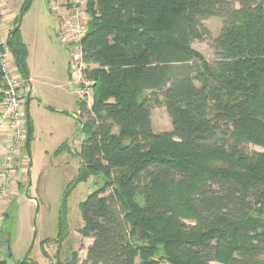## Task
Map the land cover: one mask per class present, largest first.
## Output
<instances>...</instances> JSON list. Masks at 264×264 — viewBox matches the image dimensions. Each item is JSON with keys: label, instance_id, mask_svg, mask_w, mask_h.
Segmentation results:
<instances>
[{"label": "trees", "instance_id": "trees-1", "mask_svg": "<svg viewBox=\"0 0 264 264\" xmlns=\"http://www.w3.org/2000/svg\"><path fill=\"white\" fill-rule=\"evenodd\" d=\"M87 14L74 182H104L79 204L84 259L56 264H264V0H87ZM206 40L211 60L192 46ZM9 45L26 67L19 29L18 68ZM161 103L171 129L157 132Z\"/></svg>", "mask_w": 264, "mask_h": 264}, {"label": "rangeland", "instance_id": "rangeland-1", "mask_svg": "<svg viewBox=\"0 0 264 264\" xmlns=\"http://www.w3.org/2000/svg\"><path fill=\"white\" fill-rule=\"evenodd\" d=\"M6 2L14 15L4 23L5 35L13 28L23 0ZM64 3L65 0H31L24 9L19 28L28 51L25 64L34 89L28 105L32 134L28 151L25 139L16 160L19 166L12 181L17 193L10 194L9 186L0 193V261L4 264H17L32 244L34 231L36 237L28 255L34 264H56L68 259L73 251L77 252L79 260H83L86 248L92 242L78 232L83 226L79 204L100 187L104 179L98 173L90 174L77 184L74 182L81 169L77 153L86 137L77 118V102L79 95L86 93L90 105L92 91L83 76L74 80L69 73L72 53L79 51L73 44L65 46L57 37L55 24L61 17ZM203 25L214 38L222 21L212 17L204 20ZM192 46L206 59L213 58L209 41H194ZM151 120L154 131L171 129V120L163 103L151 105ZM59 147L61 149L57 152ZM249 148L262 150L254 145ZM9 196L16 198L10 202ZM33 198L38 204L36 216ZM62 205L66 232L58 237V216ZM259 258L264 261V255ZM157 259L159 264H169L158 256ZM139 261L137 257L135 264ZM212 264L221 263L215 261Z\"/></svg>", "mask_w": 264, "mask_h": 264}, {"label": "built area", "instance_id": "built-area-1", "mask_svg": "<svg viewBox=\"0 0 264 264\" xmlns=\"http://www.w3.org/2000/svg\"><path fill=\"white\" fill-rule=\"evenodd\" d=\"M64 6L55 28L62 44H73L76 51H79L72 53L69 64L71 77L78 80L83 76L80 41L87 31V0H65ZM3 32L4 2L0 0V133L7 128L10 130V137L6 141H1L0 134V193H4L13 183L16 160L20 157V150L26 139V85L6 47V35Z\"/></svg>", "mask_w": 264, "mask_h": 264}, {"label": "water", "instance_id": "water-1", "mask_svg": "<svg viewBox=\"0 0 264 264\" xmlns=\"http://www.w3.org/2000/svg\"><path fill=\"white\" fill-rule=\"evenodd\" d=\"M28 0H23V2L21 3V6L18 10V14H17V20L15 25L13 26V28L8 32V34L6 35V42L7 44L9 43V37L14 34L21 25V21H22V17H23V13H24V8H25V4ZM10 49L13 51V53H15L16 55V61H17V66L20 69V71L23 74V77L25 79V81L28 83V73H27V69L24 66L19 54L16 52V50L14 48H12L9 45ZM31 95V88L29 87V85H26V98H25V123H26V141H25V149L28 151V145H29V138H30V118H29V110H28V105H29V97ZM30 184V183H29ZM33 200L36 202V200L33 198ZM38 212V204L36 202V209H35V216ZM36 237V231H34L33 233V241L32 244L30 245V247L28 248V250L26 251V253L22 256V258L17 262V264H24L27 259H28V255L33 247V242L34 239Z\"/></svg>", "mask_w": 264, "mask_h": 264}, {"label": "crops", "instance_id": "crops-1", "mask_svg": "<svg viewBox=\"0 0 264 264\" xmlns=\"http://www.w3.org/2000/svg\"><path fill=\"white\" fill-rule=\"evenodd\" d=\"M3 2H4V23L5 22H7L8 23V21L11 19V18H13L12 16L14 15V12H13V10H12V7L9 5V2L7 3L6 2V4H5V0H3ZM28 73V72H27ZM70 73V72H69ZM22 78H23V80H24V83H25V85H29V87L31 88V94H33V91H34V89H33V85L31 84V82H30V80H29V77H28V83L25 81V79H24V77H23V75H22ZM1 134V141H6V140H8V138L10 137V130L7 128V129H4V130H2V132L0 133ZM21 160H22V156H21V158H20ZM19 163L16 161V164H15V174H17V168H18V165ZM0 177H1V175H0ZM13 180H14V178H13ZM14 181H13V183H11V185L9 186V193L10 194H15V193H17V189L15 188V186H14ZM18 197V196H17ZM8 198H10V202L11 201H13V199H15L16 198V196H9Z\"/></svg>", "mask_w": 264, "mask_h": 264}]
</instances>
